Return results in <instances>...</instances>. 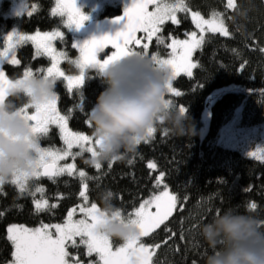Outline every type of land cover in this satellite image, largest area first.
Listing matches in <instances>:
<instances>
[{"label":"trees","instance_id":"trees-1","mask_svg":"<svg viewBox=\"0 0 264 264\" xmlns=\"http://www.w3.org/2000/svg\"><path fill=\"white\" fill-rule=\"evenodd\" d=\"M36 7L31 16L3 15L11 4L9 0L1 3L0 41L4 32L17 27L21 32L29 33L39 29L52 28L64 33L66 57L76 60L79 52L72 47L74 36L65 27L64 20L51 13L56 0H27ZM192 11L211 16L213 12L222 14L228 26L230 36L219 33H207L201 47L193 56L197 67L189 78L180 74L174 80V86L180 96L171 94L169 100L186 111L185 125H191L192 134L175 137L166 126L157 127L148 143L142 141L135 153L128 154L122 161L105 162L97 170L87 161L88 153L77 158V165L84 168L88 180L89 199L101 206L100 198L108 190L116 194L113 203L123 213L132 212L146 197L159 192L163 184L156 187L159 172L164 173L168 187L178 197L177 208L172 217L161 225L149 237H142L146 245H152L155 251L153 264H205V257L211 254L207 243L199 234V225L211 221L217 212L235 208L240 212L252 211L264 218V158L257 152L258 144L264 140L259 134L249 150L242 147H227L220 139L223 126L236 117L238 121L252 120L264 126V0H236L235 7L227 8V0H185ZM119 2L104 7L102 15L120 13ZM180 22H167L162 34L183 36L194 29L190 12H178ZM19 53L24 65L32 61L31 46H23ZM152 47V46H151ZM155 47V43H153ZM67 61L64 67L75 66ZM39 64V63H38ZM8 74L17 76L22 69L6 64ZM23 66H21L22 68ZM243 68V70H241ZM78 68L74 67L73 71ZM224 91L211 105L208 129L203 132V111L207 99L217 90ZM67 110L86 115L92 108L97 95L102 90L98 72L90 71L83 87L73 89L72 93L64 87ZM83 93V111L80 94ZM241 109L240 113H236ZM255 152L256 157L249 153ZM132 161V163H129ZM154 161L155 170L147 164ZM111 164V167L109 165ZM30 188L38 185L45 189L35 197L28 192H19L16 185L8 182L0 186V264H8L13 259L14 246L8 239V226L12 223L38 226L42 223L63 221L68 210L78 205L81 181L78 175L58 176L53 179L40 177L29 182ZM250 191H245L249 189ZM47 198L49 205L57 204L37 212L34 198ZM62 197V198H61ZM254 202L257 207L250 209ZM170 229L171 231H166ZM114 247L123 242L111 239ZM160 247L155 249V245ZM68 259L78 258L82 264H98L99 257L93 253L87 255L85 245H69Z\"/></svg>","mask_w":264,"mask_h":264},{"label":"snow or ice","instance_id":"snow-or-ice-1","mask_svg":"<svg viewBox=\"0 0 264 264\" xmlns=\"http://www.w3.org/2000/svg\"><path fill=\"white\" fill-rule=\"evenodd\" d=\"M149 5L154 6L153 11H148ZM235 7L234 0H227V8ZM33 11L35 9L33 8ZM177 12H190L191 19L197 32L190 33L189 39L176 40L173 39L168 47L171 48L172 54L169 59H161L158 54H152V59L157 63H163L169 66L172 70L174 79L181 73H185L189 78L193 76V69L197 67L196 63L192 62L193 52L200 48L204 42V33L206 31L211 33H219L224 37L230 36L228 27L222 17V14L213 12L211 17L205 19L199 11H192L185 0H132L130 6H126L121 17L114 19V23L123 22L122 30H118L113 35H103L99 38L93 37L83 43H73L72 47L79 50V57L76 60L70 61L76 68L79 69L78 75H66L65 71L61 70L60 63L62 59H66V53L57 52L53 42L56 40L63 41L64 33L59 30L41 33L37 31L34 35H24L16 31L9 33L4 39V47L0 50V100L5 98L6 89L13 83L6 77L3 70L4 63L19 65L21 61L17 59L16 48L28 41H31L36 49L37 56H47L51 59V66L43 70H37L49 77H53L56 81L60 78L66 82L67 91L72 93L73 89L83 87L85 83V70L95 69L102 70L110 62L117 60L125 55L139 52L136 48L142 46L143 52L149 53L148 49L155 37L157 43L163 44L164 38L158 33L161 31V25L167 20H171L174 24H178ZM52 15L66 16L65 27L71 30L73 26L79 29L84 21L88 19L80 8L76 5V0H56V7L51 10ZM32 15V11L27 13ZM143 32V38H137V33ZM142 39L147 42L142 43ZM136 46V47H133ZM111 46L113 51L104 59H98L97 54L102 52L105 48ZM243 70V68L241 69ZM98 72V71H97ZM31 68H27L23 73V78L32 75ZM22 79V78H20ZM19 80V79H15ZM169 92L180 96L182 93L173 88V84L169 85ZM59 97L56 95L49 103L38 106L29 114L27 111L30 108L25 105L20 108L26 119L31 121L32 130L36 136L41 139L49 133V125H56L66 146L62 150H52L50 148H39V165L38 169L29 176H16L10 183L17 186L19 192H28L30 195L37 193L43 194L45 189L41 186H34L30 188L29 182L39 179L40 177H47L53 179L55 177L64 175L68 176L78 175L81 181V190L79 196L83 199L84 205L77 206L83 218L73 219L77 208L74 207L67 213V219L64 223L56 224H41L37 228H28L22 225H10L7 229L8 239L14 246L13 264H82V262L75 258L69 260V252L67 248L69 245L77 246V238L79 243L85 245L87 248V255L91 256L93 253L99 257V262L102 264H153V257L155 251L152 245H146L141 241L142 237H149L161 225L172 217L177 208L178 197L168 190V185L164 184V190L158 194H153L150 198L143 200L138 208L129 213H121L124 217L131 219L137 224L140 230V237L136 240L123 242L119 247L113 249L110 239L99 234L95 229L98 223H101V218L98 215L100 209L95 202L88 205L89 197L87 195L89 190L88 180L92 177L88 176L84 170L77 172V165L75 162L61 165L59 162L71 157L75 161L76 157L82 156L85 152L90 153L91 156H96L94 137L86 135L82 132L71 131L68 128L69 116L61 115L57 108V101ZM84 97L80 94V104L77 105L83 111ZM180 111L184 112L186 109L180 106ZM85 123L89 128L92 127L91 122L87 119ZM156 130H149V137L153 135ZM148 138L144 140L148 143ZM79 151H73V149ZM262 156L257 158H264V150H261ZM250 156L256 157V153H249ZM132 163V161H129ZM111 167V164L109 165ZM149 169L155 170L156 163L149 161L147 164ZM95 168L99 170L100 164H96ZM164 181V173L161 172L156 178V187H159ZM4 184H0L2 186ZM245 191H250L245 189ZM62 198V197H61ZM35 210L37 212L44 211L51 208H56L57 204L49 205V200L43 198L33 200ZM257 205L252 202L249 204L250 209H255ZM154 208V211L152 209ZM219 212H217L218 214ZM3 213L0 212V216ZM52 229L55 230L53 234ZM166 231H171L166 228ZM160 247L155 245V249Z\"/></svg>","mask_w":264,"mask_h":264},{"label":"clouds","instance_id":"clouds-1","mask_svg":"<svg viewBox=\"0 0 264 264\" xmlns=\"http://www.w3.org/2000/svg\"><path fill=\"white\" fill-rule=\"evenodd\" d=\"M98 71L102 90L89 110L91 135L96 156L90 165L124 160L135 153L149 130L164 125L175 137L191 135L185 125V111L167 98L174 77L169 66L157 63L149 53L139 51L125 55ZM57 81L42 73L13 80L0 100V184L16 176H31L39 165L40 139L32 123L10 98H22L35 109L49 103L56 95ZM111 190L100 198L96 231L122 242L140 237L137 224L124 217L113 201ZM199 234L212 249L205 264H264V218L252 211L228 208L211 221L199 225Z\"/></svg>","mask_w":264,"mask_h":264},{"label":"rangeland","instance_id":"rangeland-1","mask_svg":"<svg viewBox=\"0 0 264 264\" xmlns=\"http://www.w3.org/2000/svg\"><path fill=\"white\" fill-rule=\"evenodd\" d=\"M2 1H4V0H0V7H1ZM9 1L11 2V4H10L9 8L7 9V11L4 12V14L6 16H15V15H19V14H22V13H25V12H29L27 10H30V8L26 6L25 0H9ZM115 2H119L122 5V11L120 13H115V14H112V15H102L101 14L103 12V9H104V7L106 5H108V4H114ZM234 2L236 4V0H234ZM131 3H132V0H76L77 7L80 8L81 11L85 15L88 16V19L86 21H84L83 25L79 29H76L75 26L72 27L71 31H72L73 36H74V43H83L84 41L89 40V39H91L93 37L98 38L96 36V31H100L99 37H101L103 35H113V34H115L116 31L122 30V28H123V26H122L123 22H121V23H114L113 21H114L115 18L121 17L123 15L124 8L126 6H130ZM20 4H22V6H20ZM55 7H56V3H55ZM153 10H154V6L153 5H149L148 11H153ZM201 15L204 16L205 19H208V18L211 17V16H206V15H204L202 13H201ZM59 17H61V16H59ZM190 17H191V13H190ZM62 18H63L64 24H65V21H66L67 18H66V16H64ZM177 20L180 22L178 12H177ZM167 22H172V21L171 20H167V21H165L164 24H166ZM225 24H226V22H225ZM163 25L160 26L161 27V31H160V33H158V35H160V36H162L164 38V43L163 44L157 43V41H156V39L154 37L153 38V41L151 42V44L149 46V49H148V52H149L150 55H152V54H158V56L161 59H169V58H171L172 50H171L170 47H168V45L171 44V42H172L173 39H176V40H186V39H189L190 33L193 32V31H196L197 32L198 37L200 35V32H199L198 29L195 28V25H194V29H192L189 32H186L185 35H183V36H175L173 34H171L170 36L163 35L162 34V27H163ZM226 26H227V24H226ZM13 31H16V32H18L20 34H24V35H34L36 33V32L35 33H24V32H21L17 27H12L7 32H5V33L2 34L0 44H3V45H1L2 47H0V50H2L3 47H4V39H5V37L9 33L13 32ZM39 32H41V31H39ZM41 33H44V32H41ZM207 33H209V32L206 31L203 34L204 35V38H205V35ZM136 35H137V38H143L145 36V34L143 32H138ZM144 42H147V41L142 39V43H144ZM153 43H155V47H153ZM133 47H136V46L133 45ZM136 50L143 51V48L141 46L139 48H136ZM113 51H115V50L112 49L111 46H108L102 52H100V53L97 54V58L102 60V59L106 58L107 55H110ZM195 51L193 52V56H194ZM78 52H79V50H78ZM16 55H17V52H16ZM193 56H192V62L194 63ZM19 58L20 57H19V54H18L17 55V59H19ZM66 60L69 61L67 58L65 59V61ZM6 64L7 63H4L2 67H3V70L5 71L6 77L8 79L15 80V79L23 78V73H22L21 76L20 75H17L15 77L10 76L8 74V70L5 67ZM26 65L28 66L30 64L29 63H26ZM50 66H51V64H50ZM60 68H61V70H63L61 66H60ZM26 69L27 68L24 69V72H25ZM93 70H95V69H86L85 70V80H86L87 76L89 75L90 71H93ZM78 74H79V69L75 72V74H72V75H78ZM181 74H185V73H181ZM173 88L176 90V88L174 86V81H173ZM223 91H224L223 89L217 90V91H215L207 99V102H206V105H205V108H204V111H203V115H202V119H203L202 131L203 132H205L208 129V126H209V120H210V114H211V105L213 104L214 100ZM171 94H174V93L169 92L168 95H167V98L168 99H169V97H170ZM240 111H241V109H238L236 113H240ZM83 134L91 135V133H83ZM259 134H261V135L264 136V126L263 125L256 124L255 122H253L250 119H248L247 121L244 120L243 122L241 120L238 121L236 117H233L230 121H228L223 126V128L221 130V134H220V139L223 140L222 142L227 147H232V148L233 147L234 148L235 147H242V148H245V149L249 150V148L251 147L252 143L257 140V137H258ZM40 144H41V147L42 148H50L52 150H61L60 147H58V148H56L54 146L44 147V144L43 143H40ZM64 148L65 147H63V149ZM261 150H264V140L261 141L258 144V146H257V152L260 153V154H262ZM73 151L74 152L75 151H79V149H73ZM73 162H75L76 165H77L76 159H75V161H73L72 158L69 157V158H67L64 161H60L59 163L61 165H63V164L73 163ZM152 162H154V161H152ZM79 170H84L85 171L84 168H80L77 165V172ZM160 173L161 172H159L157 174V177L160 175ZM161 184H163V187H162V189L160 191H163L164 190V184H166L165 183V180ZM168 190L172 194L176 195L174 192L171 191V189L169 187H168ZM159 192L154 193V194H158ZM87 195L89 197V194L88 193H87ZM150 196L149 197H146L145 199L150 198ZM37 199H39V198H37ZM142 202H143V200H142ZM91 203L92 202L89 199L88 200V205L90 206ZM96 204L98 205V203H96ZM83 205H84V201L82 199V201H80V203L78 205L74 206V207L77 208V212L73 216V219L74 220L75 219H81V218H83L82 214L79 212V209L77 207V206H83ZM74 207H72V208H74ZM98 207H100V206L98 205ZM138 207H139V205L136 208H138ZM70 210H68V211H70ZM152 211H154V208L152 209ZM66 219H67V215H66V217H65V219L63 221L53 222V223H43V224L64 223V221ZM13 224H15V225H22V226H25V227H28V228H37V227H40L41 226V225H38V226H27V225L18 224V223H12L10 225H13ZM52 231H53V234H55V230L52 229ZM110 242L112 243V240L111 239H110ZM112 246H113V244H112ZM119 246H117V247H119ZM115 248L116 247L113 246V249H115ZM13 259L8 264H13ZM98 264H102V262H99Z\"/></svg>","mask_w":264,"mask_h":264},{"label":"flooded vegetation","instance_id":"flooded-vegetation-1","mask_svg":"<svg viewBox=\"0 0 264 264\" xmlns=\"http://www.w3.org/2000/svg\"><path fill=\"white\" fill-rule=\"evenodd\" d=\"M26 2H27V0H25V3ZM20 6H22V4H20ZM26 6L30 8V10H27V11H32V13L35 12V11H33V8L34 9H36V8L34 7L33 4H30V5L26 4ZM0 9H1V7H0ZM5 11H7V10L2 11L4 17L6 16L4 14ZM27 13L28 12H25V13H22V14H19V15H15V16H23V15L28 16ZM122 26H123V24H122ZM54 30H58V29L52 28V29L47 30V31H41L39 29H36V30H33V31L29 32V33H35L37 31L50 32V31H54ZM99 34H100V31H96V36L98 38H99ZM53 44H54V47L56 48L57 52L66 53L64 41L56 40V41L53 42ZM1 45H3V44H0V47H2ZM23 46H31V53H32V57H33V59H31V60L32 61H36L37 60V64H34L36 62H28L30 65L27 66V65H24V61L21 58H19L21 63L19 65H16V66L18 68L22 69V72H20L17 75L21 76L22 73H24V69L25 68H31L33 73H37V70L46 71V69L48 67H50L51 59L49 57H47V56H44V55L37 56L36 55L35 46H34V44L31 41H28L27 43L19 45L16 48L17 55L19 54L18 52H20L21 49L25 48ZM66 62H67V60L65 61V59H62L61 63H60V66L65 71L66 75L75 74L76 71H73L75 66L64 67V64ZM7 64H10V63H7ZM21 66H23V67L21 68ZM43 71L41 72L42 74H43ZM64 87H66V82L63 81L62 78L58 79L57 80V84H56V93H57V96L59 97V99L57 101V108L60 111L61 115L69 116V120H68V128H69V130L74 131V132L78 131V132H82V133H91V128H89L88 125L85 123V121L88 119V114L89 113L86 114V115H82L80 113L76 114V113H73V112H70V111L67 110L66 98L63 95L64 94L63 93L64 92V90H63ZM10 99H12V102H14L15 104H17L20 107H23V106L27 105L26 102L22 98H10ZM27 111L29 112V114H31L34 111V109L28 108ZM40 143H43L44 147H47V146H54L56 148L60 147L61 150L63 149V147H66L64 145L63 139H62L61 134L59 132V128L56 125H49V133L46 136H42L41 137ZM74 149H76V148H74ZM89 157H91V154H89ZM77 158L78 157H76V162H77Z\"/></svg>","mask_w":264,"mask_h":264},{"label":"bare ground","instance_id":"bare-ground-1","mask_svg":"<svg viewBox=\"0 0 264 264\" xmlns=\"http://www.w3.org/2000/svg\"><path fill=\"white\" fill-rule=\"evenodd\" d=\"M26 4L29 5L28 2H26ZM34 7H35V6H34ZM35 8H36V7H35ZM35 10H36V9H35ZM32 14H33V13H32ZM9 17H11V16H9ZM14 77H15V76H14Z\"/></svg>","mask_w":264,"mask_h":264},{"label":"water","instance_id":"water-1","mask_svg":"<svg viewBox=\"0 0 264 264\" xmlns=\"http://www.w3.org/2000/svg\"><path fill=\"white\" fill-rule=\"evenodd\" d=\"M43 177V176H42ZM45 178H47V177H45Z\"/></svg>","mask_w":264,"mask_h":264}]
</instances>
